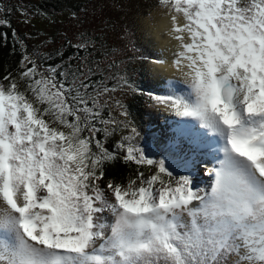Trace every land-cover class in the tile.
<instances>
[{"label":"snow or ice","instance_id":"obj_1","mask_svg":"<svg viewBox=\"0 0 264 264\" xmlns=\"http://www.w3.org/2000/svg\"><path fill=\"white\" fill-rule=\"evenodd\" d=\"M157 2L188 91L156 100L215 137L210 189L148 158L135 129L105 146L127 124L99 62L25 55L0 81V264H264V0ZM121 153L155 171L105 184Z\"/></svg>","mask_w":264,"mask_h":264},{"label":"rangeland","instance_id":"obj_2","mask_svg":"<svg viewBox=\"0 0 264 264\" xmlns=\"http://www.w3.org/2000/svg\"><path fill=\"white\" fill-rule=\"evenodd\" d=\"M3 2V0H0V5ZM41 2L40 0H29L27 3L29 11H32L36 7H34L36 3L40 4ZM78 2L81 6L79 11L73 12L70 8L64 6L62 11L57 13L59 15L55 17H52L51 13L46 12L42 14L24 13L20 16H16L17 14L14 13L15 15L6 16L0 8V21H7L6 24L0 23V27L9 26V22L12 21L13 26H17L20 29V32H17L23 38L22 44L23 42L25 43L24 47L26 50L22 51L23 57L27 55L35 59L40 65H42V60L50 59L51 56H56L57 54L60 55L68 45L73 46L81 42H88L91 45L89 33L105 34L106 36L104 37L107 41L114 43V49L112 51H106L103 57L102 55L94 58L88 57L87 60L89 63L93 61L99 62L103 69V76L107 77L106 83L108 87L115 89L110 94L112 97L111 115L119 121L126 122L127 117L122 113L126 111L125 103L130 98V93L127 88L134 81L131 78L130 80H133L132 82L128 81L129 83H126L127 81H125L120 84L118 80L110 85L108 83L111 77L114 79L120 78L122 74L119 72H123L124 74L126 71H130L132 72L130 74L131 77L135 76L134 78H139L141 74H147L148 72L147 88L151 94V99L155 102L149 104L148 108H145L141 121H146V124L149 125L148 133L157 140L155 139L152 142L150 135V139L147 141L150 149H146L148 150L146 151L144 147L140 148L144 150L148 158L160 161L163 160L165 150L162 151L159 148H164L169 145L170 148H174V165L165 162L166 167L175 175L180 174V172H191L196 187L206 190L210 189L208 183L210 181L212 182V179H206L209 176L203 172L202 168L207 158L200 162L198 158L201 155L197 156L196 152L192 154L194 150L191 149L190 151L187 147V143L193 146L197 145L196 141L191 137L192 134L189 127L190 125H194L198 129L199 127L196 125V122L192 120L191 123L190 118H180L169 106L159 103L156 100L157 96H167L173 93L182 94L188 91L186 90L188 89L187 85L183 87L185 89L183 90L182 86H178L174 81H170L169 86L165 89H160L157 86L158 77L154 71V59H157L159 54L154 49L155 39L152 32L159 18L168 15V10L161 5L157 6V0H80ZM37 9L39 10V8ZM181 18L183 19L182 16ZM114 20H117L118 24L114 25ZM126 35L129 37H126ZM18 38L20 39L19 36ZM143 51L146 55L143 54ZM160 61L162 63V60ZM135 71L136 75L133 74ZM97 78L99 79L100 77L97 76ZM176 79H179L183 84L185 83L180 77L174 78V80ZM116 101H119V104H116ZM120 105H123V108ZM107 115L108 110L105 111V116ZM164 118H168L169 120L166 124L167 126L163 123L165 122ZM168 126L170 128L167 131L165 127ZM183 126H185L184 132H190V137H187L188 135L186 134L182 138V141L177 138L172 142L170 138L173 137L172 133L174 130L176 128L183 130ZM199 130L192 133L198 134V132H204L201 128ZM209 137L216 143L215 137ZM103 138H105L104 135ZM165 141L167 143H164ZM201 151L206 152L208 154L207 157L211 158L208 153L209 149L202 148ZM215 152L217 153V151ZM218 158L219 155L216 159ZM210 166L208 164V169L214 167V165Z\"/></svg>","mask_w":264,"mask_h":264},{"label":"trees","instance_id":"obj_3","mask_svg":"<svg viewBox=\"0 0 264 264\" xmlns=\"http://www.w3.org/2000/svg\"><path fill=\"white\" fill-rule=\"evenodd\" d=\"M42 1L38 5H34V9L30 14H36V13H51L52 17H55L62 11V8L68 7L73 12H77L80 9V3L78 1L80 0H40ZM159 6V4L157 5ZM39 8V10L37 9ZM124 16V15H122ZM121 17V16H120ZM119 17V19H120ZM10 24V22H9ZM118 24L117 20H114V25ZM9 26H1L0 27V81L3 80V77L8 75L9 73L12 74V76L19 78V72L22 70L21 68V62L23 61V54L22 51L26 50L24 47V42L22 44L23 38L19 35L17 31L20 32V29L15 26V28ZM90 35V43L89 47L87 49H78L76 47H73L71 45H68L63 52L60 55L51 56L50 59H44L42 60L41 64L43 67L51 66H57V65H63L67 67L69 64L72 66H76V64L81 63L83 58H94L99 57L106 53V51H112L114 49V43L107 41V39L104 37L106 36L103 33H89ZM20 37V39L18 38ZM126 37H129L126 35ZM105 50V51H104ZM30 54V52H29ZM143 54L146 55V53L143 51ZM32 56V54H30ZM107 58V57H106ZM134 61V60H133ZM140 61V60H137ZM136 61V62H137ZM133 71V69H132ZM122 74L120 78H112L110 79L109 83L112 85L116 81H120V84L129 83L132 82V85L128 87V91L130 93V98L127 99L125 103V110L127 115L126 122L127 127H123L122 125L118 128L116 133L113 136H110L107 138L105 145L107 148L112 150L115 148V145L117 141H119L123 136H130L132 135V130H136V135L133 143L136 144L137 147H144L146 149H150L148 147V140L150 139L149 132V125L146 124V121H141L142 116L144 115L145 108H148L149 104L154 103L151 99V94L148 90V81H147V74H141L139 78H134L135 76H130L132 72L126 71L124 74L123 72H119ZM135 72H133L134 75ZM120 76V75H119ZM133 78V80H130ZM93 79H98L97 77ZM129 81V82H128ZM21 87H23V82H21ZM123 128V129H121ZM99 138L101 140H105L103 138V133L99 134ZM103 138V139H102ZM156 138L152 137L151 140L154 142ZM157 140V139H156ZM156 142V141H155ZM156 148V146H155ZM154 148V150H155ZM160 150H165L163 161L169 162V164L174 165L173 161V154H174V148L168 147H162L159 148ZM148 151V150H146ZM172 156V157H170ZM144 172L145 176L151 175L155 168H149L148 166H139L133 162H125L123 159V154L121 153L120 158L116 159L113 162H110L106 165L105 168V180L104 183L106 184L107 181L112 180L116 183H127V181L130 178H135L138 174V172ZM180 172V171H179ZM174 177H179L182 175H191V172H180V174H173ZM178 175V176H177Z\"/></svg>","mask_w":264,"mask_h":264},{"label":"bare ground","instance_id":"obj_4","mask_svg":"<svg viewBox=\"0 0 264 264\" xmlns=\"http://www.w3.org/2000/svg\"><path fill=\"white\" fill-rule=\"evenodd\" d=\"M183 22H184V20L180 17V23L183 24ZM172 28H173V22L171 20V15L168 14V15H165V16L159 18V20H158L157 24L155 25V27L153 28V32H152V35L154 36V39H155L154 40V49L159 54V57L157 58L159 60L154 59V65H155L154 71H155L156 76L158 77L157 78V86L160 89H165L167 86H169L170 81H174V83L178 84V86H180V87L182 86V89H183V87H185L187 85V78L184 75V71H186V69H178L174 65V53L177 50L178 42L173 38V36L171 34ZM160 60H162V63ZM158 62H160V63H158ZM177 77H180V79L184 80L185 83L183 84V82H180L179 79L174 80V78H177ZM176 84H175V86H176ZM183 90H185V89H183ZM186 90H188V89H186ZM189 120H190V122L192 121L191 119H189ZM164 121L165 122H163V123H165L164 125H166L169 120H168V118H166ZM183 127H184V128H182L183 130H181V129L179 130L177 128L174 130V132L172 133L173 139H176L178 136V140L182 141V138L185 137L186 134L188 135L187 137H190L189 133L191 132V134H192L191 137H192V139H194L196 141L198 146L196 145L197 146L196 147V146L190 145V143H187V147L190 149V151H191V149L194 150V152L192 154H195V152H196L197 156L201 155V157L198 158V160L200 162H201V160L204 161L206 158H208L207 157L208 154H206V152L201 151L202 148H204L206 150L209 149L208 153H209V156L211 158L216 159L218 157L219 153L215 152L218 145L216 143H214L213 139H211L209 137V136H211V134H208V136L207 135L202 136L201 132H198V134L197 133L193 134L192 132H196V130L200 131L199 128L197 129V127H195L194 125L189 126L190 127L189 133L184 132L185 126H183ZM165 128L168 131L170 127L168 126ZM186 140L188 141L187 138H186ZM209 165L212 166L213 164H209ZM211 168H213V167H211ZM206 178H208V177H206ZM210 179H213L212 176H210ZM211 183H212L211 181H210V183H208L209 188L211 186Z\"/></svg>","mask_w":264,"mask_h":264},{"label":"flooded vegetation","instance_id":"obj_5","mask_svg":"<svg viewBox=\"0 0 264 264\" xmlns=\"http://www.w3.org/2000/svg\"><path fill=\"white\" fill-rule=\"evenodd\" d=\"M3 4L0 5V8L2 9L4 15L11 16L12 14H17L16 16L23 15L24 13H31L32 11H29L28 8V1L26 0L23 2V0H3ZM22 1V2H19ZM35 4V3H34ZM35 5H38L37 3ZM14 14V15H15ZM3 15V16H4ZM10 25H12V28H15L13 26L12 21L10 22Z\"/></svg>","mask_w":264,"mask_h":264}]
</instances>
